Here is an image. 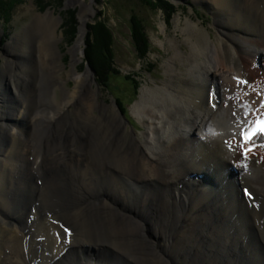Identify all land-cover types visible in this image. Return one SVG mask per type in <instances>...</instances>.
Instances as JSON below:
<instances>
[{
    "label": "bare ground",
    "instance_id": "1",
    "mask_svg": "<svg viewBox=\"0 0 264 264\" xmlns=\"http://www.w3.org/2000/svg\"><path fill=\"white\" fill-rule=\"evenodd\" d=\"M205 1L217 41L197 21L177 22L189 50L169 40V79L141 88L133 109L144 131L127 139L92 69L77 70L91 6L78 1L70 89L60 21L34 17L20 50L38 56L23 68L33 84L3 71L19 99L0 101V264H230L242 253L247 264L264 245V136L247 158L240 139L264 116V0Z\"/></svg>",
    "mask_w": 264,
    "mask_h": 264
},
{
    "label": "rangeland",
    "instance_id": "2",
    "mask_svg": "<svg viewBox=\"0 0 264 264\" xmlns=\"http://www.w3.org/2000/svg\"><path fill=\"white\" fill-rule=\"evenodd\" d=\"M78 1L81 3L82 0H74L75 4L70 3L69 0H2L4 7L0 8V101L14 103L19 99L16 87L4 78L6 76H4L3 71L18 73L22 81H25L20 82L19 87H22V85L23 87L26 85L29 87L33 84L34 77L28 72H24L23 68L26 65H32L34 60L38 61V56L35 54L34 58L29 57L22 54L20 50L21 46L25 44V40L29 39L30 23L37 15H52L60 21L57 28L59 73L60 77L67 81V84H65L67 88L70 89L74 85V81L68 78L67 72L71 68L73 56L69 49L75 44L80 33L79 12L81 5ZM83 1L91 6L92 15L88 16L85 24L87 32L83 44L84 54L78 62L77 70L83 72L88 68L92 69L96 78L94 87L100 88V101L107 105L115 104L124 118L123 136L126 139L127 136L130 138L134 133L141 136L144 126L133 109L139 99L141 88L144 85L155 87L157 83L163 84L165 80L169 79L167 75L168 63L174 53L169 42L170 39H175L176 46L181 47L185 54L189 50V45L185 42L179 28H177V22L180 20L183 23L187 18L199 22L201 26L207 28L214 43L221 31L215 23L217 12L213 9L211 3L205 0ZM2 16L10 17L7 19ZM134 16L140 17L144 23L143 29L146 38L145 42L140 45L143 34L139 30L133 33L131 19ZM99 24H103L105 30L109 31L113 37L112 45H109L108 49L104 51L108 54V59L104 52L102 50L98 51L96 47L95 39L97 34L102 31L98 27ZM99 55L103 56L100 57ZM97 56L100 58V64L95 65L94 61ZM262 62L259 58L257 66H261ZM175 63L179 69L186 70L183 63L179 61ZM178 71L180 72V70ZM199 145L202 147V151H209L203 143L200 142ZM209 201L210 203L213 202ZM244 202L247 205L246 201ZM176 230L174 228L173 231ZM233 230L240 233L237 228H233ZM257 234L260 241L264 243V240H262L264 236L259 232ZM254 238L253 236L252 240ZM194 239L191 240L194 241ZM251 248L254 254L251 255L252 258L247 255V264H264V254L261 251L264 250V245L258 243ZM87 252L90 253V251ZM239 254H241L240 251ZM239 257L240 255L232 257V259L228 258L227 262L230 264H243L241 261L246 259V256L242 253ZM211 258L212 256L208 257L206 262L198 260L203 264H209L212 262ZM198 260H194V263L201 264ZM181 261L179 259L178 262L172 264H183L184 262Z\"/></svg>",
    "mask_w": 264,
    "mask_h": 264
},
{
    "label": "trees",
    "instance_id": "3",
    "mask_svg": "<svg viewBox=\"0 0 264 264\" xmlns=\"http://www.w3.org/2000/svg\"><path fill=\"white\" fill-rule=\"evenodd\" d=\"M163 3V2H162ZM3 2L2 0H0V8L4 7L3 5ZM155 4V3H154ZM159 4V3H158ZM157 5V4H156ZM161 5L162 7H164L162 4H159ZM166 6V4H164ZM168 5V4H167ZM4 9V8H3ZM6 11V10H4ZM3 12V11H2ZM6 13V12H5ZM3 14V13H2ZM4 18H9L10 16H2ZM132 23H131V26H132V29H133V33H135L136 30H139L142 34H143V38L141 39V42L139 43V45L142 43V42H145V31L143 29V22L142 20L140 19V17H132L131 19ZM102 31L99 32L97 34V38L95 39V43H96V47H97V50H102L103 52L105 50L108 49L109 45H112V42H113V37L111 36L110 32L109 31H106L105 28L103 27V24H99L98 26ZM97 27V28H98ZM96 28V29H97ZM98 31V30H97ZM144 39V40H143ZM143 40V41H142ZM94 47V48H96ZM109 53V52H108ZM144 53V52H143ZM104 54L106 55V58L108 59L109 56L107 53L104 52ZM100 56V55H99ZM103 56V55H102ZM100 56V57H102ZM100 58L97 56L95 58V61H94V64H100ZM101 80V78H99Z\"/></svg>",
    "mask_w": 264,
    "mask_h": 264
},
{
    "label": "snow or ice",
    "instance_id": "4",
    "mask_svg": "<svg viewBox=\"0 0 264 264\" xmlns=\"http://www.w3.org/2000/svg\"><path fill=\"white\" fill-rule=\"evenodd\" d=\"M242 83L246 84L247 82L243 81ZM261 106L264 107V101L261 102ZM245 128H248V130H245ZM245 128L240 129V139L242 143H248L249 147L243 148L241 155L247 158L255 150V145L251 143L253 139L257 135H264V119H257L254 122V126L245 125ZM245 195H249L247 190H245ZM63 231L65 234L68 233L67 228Z\"/></svg>",
    "mask_w": 264,
    "mask_h": 264
}]
</instances>
